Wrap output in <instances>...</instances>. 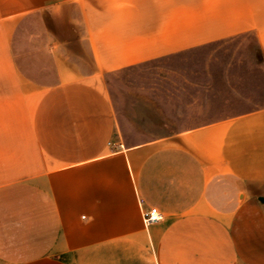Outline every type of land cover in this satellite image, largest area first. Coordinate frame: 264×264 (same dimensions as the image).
Masks as SVG:
<instances>
[{
  "label": "crops",
  "instance_id": "crops-1",
  "mask_svg": "<svg viewBox=\"0 0 264 264\" xmlns=\"http://www.w3.org/2000/svg\"><path fill=\"white\" fill-rule=\"evenodd\" d=\"M249 32L264 0H0V264H264V106L125 142L106 82Z\"/></svg>",
  "mask_w": 264,
  "mask_h": 264
},
{
  "label": "rangeland",
  "instance_id": "rangeland-1",
  "mask_svg": "<svg viewBox=\"0 0 264 264\" xmlns=\"http://www.w3.org/2000/svg\"><path fill=\"white\" fill-rule=\"evenodd\" d=\"M263 61L249 32L107 74L118 137L164 136L264 106Z\"/></svg>",
  "mask_w": 264,
  "mask_h": 264
},
{
  "label": "built area",
  "instance_id": "built-area-1",
  "mask_svg": "<svg viewBox=\"0 0 264 264\" xmlns=\"http://www.w3.org/2000/svg\"><path fill=\"white\" fill-rule=\"evenodd\" d=\"M163 217L161 211H159L156 207L150 206L148 209L143 211V221L145 223L154 222L160 220Z\"/></svg>",
  "mask_w": 264,
  "mask_h": 264
},
{
  "label": "water",
  "instance_id": "water-1",
  "mask_svg": "<svg viewBox=\"0 0 264 264\" xmlns=\"http://www.w3.org/2000/svg\"><path fill=\"white\" fill-rule=\"evenodd\" d=\"M260 200L264 201V198L260 197Z\"/></svg>",
  "mask_w": 264,
  "mask_h": 264
}]
</instances>
